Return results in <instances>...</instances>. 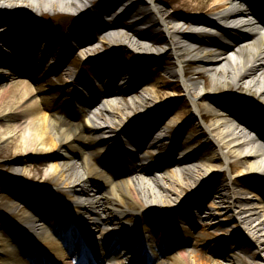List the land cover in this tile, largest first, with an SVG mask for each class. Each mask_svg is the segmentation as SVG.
Returning a JSON list of instances; mask_svg holds the SVG:
<instances>
[{
    "label": "bare ground",
    "instance_id": "6f19581e",
    "mask_svg": "<svg viewBox=\"0 0 264 264\" xmlns=\"http://www.w3.org/2000/svg\"><path fill=\"white\" fill-rule=\"evenodd\" d=\"M122 1L0 0V13L9 10L14 17L18 15L16 12L24 9L30 10L32 14L33 10L39 12L42 8L55 10L59 7L73 13L81 11L78 6L86 8L76 15H66L70 26L65 44L73 53L98 42L106 48L109 44L103 41V35L108 30H114L109 22L115 18L132 20L130 22H134V26L123 25L124 23L122 26L129 32L139 31V36L144 40L154 43L164 41L168 46L164 52L167 60L163 62L168 68L166 77L161 75L158 67L151 68L150 71L163 80L154 88L170 90L177 95L171 107L173 115L165 121L163 116L151 110L149 104L154 102V98L151 96L150 84L144 82L139 86L143 74L135 75L134 63L127 62L125 52L121 54L120 48L111 46V51L100 57L97 78L99 81H106L109 87H114L120 81L118 83L126 88L101 93L106 97L109 108L115 110L121 107V98L118 97L120 92L131 96L141 89L145 95L144 114L136 117L137 111L128 110L133 112L135 119L132 124L125 126L112 125L108 118L106 122L101 113L95 115L100 123L98 127L92 128L88 120L86 124H77L74 121L73 101L68 100L65 108L56 112L45 99L42 85L45 74L56 69L67 73L66 68L63 69L66 57L62 55L57 62L53 45H46L43 41L44 37L50 38L52 29L43 27L39 19L31 20L32 25H35L33 30L42 34L41 41H26L25 38H20L16 30L11 34L0 32V47L8 50L0 51V66L28 68L13 74L5 72L10 75L6 79L0 76V154L5 155L1 157V167L6 172L2 178L16 192V196H9L12 204L0 203V264H82L84 257L89 264H104L106 261L107 264H125L123 260L126 256L116 255L119 249L118 235L109 230L108 226L130 219L135 223L124 228L123 232L131 233L132 236L127 238L135 241V249L149 256V261H146L148 264H154L158 260L157 264H164L155 250L157 253H169L167 257L171 264H210L209 261L206 262L207 255L217 257L212 264L226 260L231 264H260L258 261L261 259L264 264V168L258 174V165L253 158L239 152L244 139H249L253 133L258 139L264 140V50L257 53L248 51L252 37L229 29L230 25L227 24L229 21L246 18L248 11L262 16L264 0ZM122 4L127 7L125 12L114 17L116 8ZM65 11L63 10L64 14ZM9 25L14 26L12 22ZM113 34L118 40L127 35ZM220 39L223 43L219 42ZM68 41H74L77 48ZM214 46L230 54L234 63L240 58L246 60H243L241 67H235L233 72L221 70L218 74H209L207 83L203 86L204 92L197 98L196 94H190L186 84L180 87L176 79L188 76L186 67L206 69L221 62L229 65L227 58L215 61L218 52L213 50ZM124 51L130 52V49L124 47ZM187 57L195 58L192 63H187ZM47 60L55 64L46 67ZM176 65L181 67L180 74L171 70ZM68 75L66 74V78L69 79ZM205 76L202 72H196L186 82ZM68 79L66 83L71 84L73 81L69 82ZM76 80L87 89L92 87L90 80L79 76ZM231 92L232 96L242 100L236 103L223 102L220 94ZM77 95L81 97L73 90L72 97ZM77 100L75 98V105L80 107L82 103ZM248 100L255 102L261 109ZM95 106L97 105L83 104L82 114H87ZM196 114L202 121L214 120L216 123L211 124L208 129L199 127L198 130L187 132L186 128L191 127ZM180 123L183 126L178 130ZM159 132L161 134L156 136ZM174 132L176 136L173 138L171 134ZM207 136L209 138L203 142ZM131 142H140L141 148L151 151L153 158L157 156L154 152L156 149L158 154H162L161 160L153 159L149 166L140 164L141 166L135 167L132 163V173L127 174L128 176L126 170H120L117 165L112 167L117 145L124 146ZM222 149L227 152L223 153ZM259 152L261 151L255 153ZM228 158L233 161L226 163ZM199 160H205L210 165H228L237 174L235 180L228 185L223 173L219 172L196 192L203 193L205 201L210 197L218 198L224 205L223 208L221 206L222 210L233 212L227 224L236 223L235 231H227L233 232L228 239L208 233L212 240L211 246H207L205 239H196L194 233H183L193 217L199 219L202 208H187L183 205L176 211L168 209L172 202H176L177 192L187 193L202 182L205 165L197 164ZM40 166H43L42 170L39 169ZM213 167L215 166L211 168ZM181 171L185 175L184 179L195 177L196 179L192 178L195 183L188 181L180 184L176 173ZM12 178L31 184L27 188V204L20 203L24 199L23 188L18 182L17 185L11 183ZM241 183L245 186H241ZM35 184L37 185L34 186ZM46 186L51 187L52 191L46 192ZM138 186L142 196L135 189ZM102 190L107 192L108 197H97ZM246 193L252 195L258 205L242 206L243 203L250 202L243 197ZM145 194H148L150 200L141 199ZM111 201L115 203V208L111 209L114 215L112 218H103L102 214L108 210L107 205ZM149 203L155 208H151ZM160 208L166 211H157ZM189 211L195 214L192 215ZM165 213L178 218V224L168 225ZM32 214L40 218L39 227L45 226V223L55 225L57 221V225H60L58 231L48 229L47 234L30 236L36 251H32L28 243L20 240L14 224L15 222L27 228L26 221ZM7 216H14L15 221L7 220ZM214 225L221 229L220 222ZM159 229L163 238L154 243L152 236ZM246 231H249L251 240L253 238L256 245L239 237ZM170 236L183 238L171 241ZM248 236L250 238L247 233ZM187 248H191L187 251L188 255L185 254ZM235 250L243 254L239 260L226 256L228 251ZM129 251L134 250L129 248ZM224 255L225 258L222 259Z\"/></svg>",
    "mask_w": 264,
    "mask_h": 264
},
{
    "label": "rangeland",
    "instance_id": "374dc122",
    "mask_svg": "<svg viewBox=\"0 0 264 264\" xmlns=\"http://www.w3.org/2000/svg\"><path fill=\"white\" fill-rule=\"evenodd\" d=\"M126 0H123L122 2H125ZM123 5V4H122ZM86 9H84L81 12H84ZM36 10H33L32 14L30 13V10H26L24 9L21 12H16L18 15L16 17L13 16V13L9 12V10H6L4 13H0V32H6L8 34H11L13 30H16V32H19V36H21L20 38H25L26 41H41V33H36L32 27H35V25H32L33 19H35L37 21V19H39V21H41L42 26L46 27L48 29H52V34L50 36V38H43V41H45V44H52L54 47V50L56 52V61L59 62V60L62 58V55H64L66 57V63L65 66L63 67V69L66 68L67 73H63L61 72V69H56V71H48L47 72V76L44 80H43V88L45 89V99L50 103V105H52L55 109L56 112H60L61 110H63V108H65V105L67 104L66 102L68 100L73 101L74 103L72 104V108L74 109V121L77 124H80V115L83 112V99L81 97L75 96L72 97V93L73 90L76 91V93L78 92H83L85 90H92L91 92H100V91H109V90H113L115 89V87H117L119 85L118 82H116V84L114 85V87H109L108 85H106V81L102 80L99 81V78L97 74H99V67L101 65L100 62V57H103L104 55H106L107 53H109L111 51V49L109 47H102L101 43H95L93 46L91 47H87L86 49H83L81 51L77 50L74 53L71 51V49L69 47L66 46L65 44V36H67V30L68 27L70 26V22L66 16V14H62L61 12H57L56 9L55 10H47V9H43L39 12H35ZM168 11H172L170 9H168ZM80 13V12H79ZM24 16V17H23ZM35 17V18H34ZM209 18L213 19V17L209 16ZM215 20V19H214ZM12 24L14 26H10L9 24ZM19 22H21V24L19 25ZM37 23V22H36ZM213 35V34H212ZM70 43L71 46H74L75 48H77V46L75 45L74 41H68ZM95 42V41H92ZM154 43V42H152ZM168 49V46L166 45V43L164 41L158 42V43H154L153 45V50L155 52L156 56H150V57H141L137 52L135 51H124V48L120 49L119 53L123 54V52H125V55L127 56V62L129 64L134 63L135 69H136V74L138 75L139 73H142L143 76L141 77V79L139 80V86L142 85V83L144 84V82L149 83L150 84V88L152 90H150L151 92V96L154 98V102L150 103L149 105L151 106V110L154 113H157L161 116L164 117V120L169 117H171L173 115V109L171 110V107L173 106V104L175 103L174 101L177 99V95L170 91V90H159L154 88L156 84H159L160 82H162L163 80L160 77L155 76L154 74L151 73V68H159L161 75L163 77H166V71H167V67L164 66L163 62L165 60H167V57L164 56V52ZM8 51L6 48L0 47V51L4 52V51ZM88 56H91V58H87ZM195 57H187L185 60L187 61V63L189 62V60H194ZM185 63V64H187ZM55 64V62L53 61H46L45 65L47 66H53ZM199 67L197 66H191V67H186V70L189 72L188 76L186 78H179L176 79L178 80V84L181 87L182 84H186L188 86V89L190 91V94H196L197 98L198 96H200L204 90H203V86L205 83H207V78H199L196 80L191 81H187L188 77H192L194 73L199 72ZM172 71H174L175 73L180 74L181 72V67L180 65H176L175 67L173 66L171 68ZM66 74H69L68 78H66ZM77 76H79L82 79H86V80H90V83L92 85V87H90L89 89H87L84 85H82V83H80V81L76 80ZM66 79H68L69 82H71V84H67L66 83ZM141 89H138V92ZM142 91V90H141ZM137 92V93H138ZM230 94V95H228ZM223 93L220 94V97L223 98V102H230V103H236L241 101L242 99L236 96H232L233 92L231 93ZM133 95V94H132ZM133 97V96H132ZM75 98H77L78 102L82 105L80 107H76L75 105ZM196 98V99H197ZM134 99L136 100H141L139 99L138 96H134ZM249 101V100H248ZM252 105L256 106L255 102L253 101H249ZM258 107V106H256ZM217 110H219L218 108H216ZM258 109H261L260 107H258ZM191 111L192 108H191ZM144 114H137L136 117L141 116ZM135 119V116L134 118ZM133 119L130 120H120L118 118L116 119H111L108 122L112 125H120V126H125V125H130L133 122ZM165 120V121H166ZM118 122V124H117ZM222 122V121H221ZM216 123V121L214 120H207V121H202L199 118V115L196 114V117L194 118V122L192 123L191 127L186 128L187 132L193 131L194 129H197L199 127H202L204 129H208L209 126L211 124ZM220 123V122H218ZM183 126V123H180L178 126V130ZM198 130V129H197ZM198 132V131H196ZM155 133V131H154ZM161 134V132H159L157 135ZM111 135V133H110ZM104 136H108L107 134H104ZM176 136V132H174L173 134H171V137H175ZM209 138V136L205 137L203 139V142L205 140H207ZM202 142V143H203ZM147 143V142H146ZM145 145V143H144ZM143 145V146H144ZM142 144L140 142H131L130 144H126L124 146H120L117 145L116 149H115V153H114V161L112 162V167L115 165V163L117 164V161H119L118 158V153L120 152L121 149L126 148L128 149L130 152L131 151H135L136 154H138V152H140V150H142ZM127 150V151H128ZM128 151V152H129ZM211 151L213 152L214 150L211 149ZM155 154H157L156 158H153L154 156L152 155L151 151H143L142 153H144V155H146V157L148 159H154L155 161L159 160V158L161 159L162 154H158L157 150L154 149ZM223 153H226L227 151L225 149H222ZM239 152H241V149H239ZM139 155V154H138ZM2 156L5 155H1L0 154V203L3 205H10L12 204L13 201H10L9 196L14 197L16 196V192L13 191L12 189H10L9 185L6 184L5 180H3L2 175L4 173H6L5 171H3L1 165L3 162V159L1 158ZM150 156V157H149ZM152 157V158H151ZM198 160V159H197ZM232 159H226V163H230L232 162ZM197 164L199 165H205L204 167V176L203 178H201V181L199 183V185H197L196 189L193 188L191 191L187 192V193H179L177 192V197L175 198L176 202H172L170 204V206L168 207V209H174L175 211L181 207V206H185L187 208H189L190 206H196V207H200L202 208V210L199 212V219H195L194 217L192 218V220H190L188 222V226L187 229L184 230V234L185 235H189L190 233H194V237L200 238V239H205V242L207 244V246H211L212 245V240H211V236L214 237H220L223 239H228L234 230V227L236 226V223H231L230 225H228L227 222L232 215L233 212L231 213L230 211L225 212L224 210L221 209L224 207V205H222L219 201L218 198H213L210 197L207 201H205L204 198V194L203 193H196L203 185L207 184L208 181L210 180V178L213 175L218 174L219 172H222L224 175V178L227 181V184L230 185L231 182H233L235 180V178L237 177V174L235 172H233V170H231V168L228 165H221V163H216L214 165H210L209 163H207V161L205 160H199L197 162ZM77 166V165H76ZM212 166H215L213 168H211ZM43 166H40L39 169L42 170ZM182 170V169H181ZM78 173H80V170H77ZM202 173V174H203ZM261 174V173H258ZM177 178L179 180L180 184H185L188 181H190L191 183L194 182V179H196L195 177H190L191 179H184L185 175L183 173V176L178 172L176 173ZM205 177V179H204ZM200 180V179H199ZM11 183H16L18 182L20 186H22L23 188V193H24V199L22 202V204H27L26 203V195L29 192V189H27L28 187H30L29 185L31 184H26L20 181H17L15 179H10ZM195 183V182H194ZM17 185V183H16ZM37 184H35L34 186H36ZM196 185V184H195ZM211 185V184H210ZM241 186H245L244 184L241 183ZM46 189V192L52 191V188L49 186L44 187ZM233 188V186H232ZM239 189V188H238ZM46 196L49 197V194L46 193ZM104 196H107V192L106 191H100L97 194L98 198H105ZM11 197V198H12ZM108 197V196H107ZM243 197L247 198L248 200H250L249 203H243V205H258L256 199H254V197L252 195H250L249 193H246ZM49 200H51L50 198H48ZM150 200V199H149ZM190 204H189V203ZM114 201H111L110 204L107 205V211L105 212V214H102L103 218H112L113 217V212L111 209H114L115 207L113 206ZM184 203V204H183ZM151 205V208H155L153 204L149 203ZM249 205V206H250ZM248 206V207H249ZM200 210V209H199ZM157 211L159 212H164L166 210H164V208H160L157 209ZM192 215L195 214L193 211H189ZM209 214V216H208ZM165 217L167 218V224L168 225H177L178 222L176 221L178 218H172L173 215L169 214V213H165L164 214ZM7 220L14 222V216H7L6 217ZM235 219V218H234ZM237 219V217H236ZM218 222H220L221 224V229H217L215 228L214 224H217ZM235 222V221H234ZM135 221L133 219L130 220H120L117 221L115 224L108 226L109 230H113L116 232V234L118 235V239H117V246L119 247V249L116 251V255H124L125 264H148L149 261V256H147L146 254H140L136 249H135V241L131 238H127V237H131V233H125L124 228H127L130 224H134ZM14 224L18 227V224L14 222ZM117 225V226H116ZM126 227H125V226ZM233 231L232 233H229L227 231ZM17 231V230H16ZM161 230L159 229L158 232H156L153 236H152V241L154 243L159 241V234H160ZM19 236V238L23 239V236H21L19 234V232H16ZM208 233L211 235L209 236ZM247 233L250 235L247 237ZM6 234V233H5ZM241 239H246L248 240V242L250 244L256 245V242L254 241V239L252 238L251 240V234L249 233V231H246L244 233V235H240L239 236ZM183 237H173L170 236V240L173 241L175 239L181 240ZM27 241H30L27 240ZM129 248H132L134 251H129ZM191 249V248H190ZM189 248L185 249V254L188 255L187 251L190 250ZM193 250V249H192ZM131 252V253H130ZM175 252V251H174ZM156 255L159 257V259H163L164 264H171V260L169 257H167L169 255V253L167 252H163V253H157L155 250ZM175 254V253H174ZM178 253L176 252L175 255H177ZM243 255V254H242ZM240 254V252L238 251H228L226 256H233L236 259H240V256H242ZM76 256V254H75ZM74 256V257H75ZM206 257V262L209 261L210 264H212L211 262L217 258L213 255H207ZM225 258L222 257V259ZM263 258V257H262ZM261 259V258H260ZM246 261H250L249 259H245ZM263 261V259H261ZM261 260L258 261V263H261ZM159 261V260H158ZM155 262L154 264L158 263ZM227 261V262H226ZM224 262L218 263V264H231L228 260H226ZM76 263V262H75Z\"/></svg>",
    "mask_w": 264,
    "mask_h": 264
}]
</instances>
